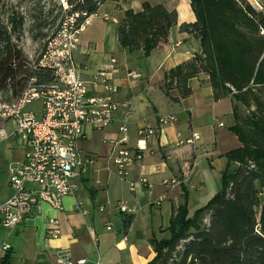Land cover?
Segmentation results:
<instances>
[{
	"label": "crops",
	"instance_id": "crops-1",
	"mask_svg": "<svg viewBox=\"0 0 264 264\" xmlns=\"http://www.w3.org/2000/svg\"><path fill=\"white\" fill-rule=\"evenodd\" d=\"M116 1L104 2L89 17L90 24L103 10L113 11L115 27L97 21L95 32L80 38L81 53L77 51L76 56L85 79L91 80L102 69L109 78L107 83L117 87L116 93L109 94L119 105L117 119L105 129H89L80 141L79 147L91 163L76 180L74 192L63 198L61 210L42 202L25 221L0 231V244L11 245L1 251V263L58 264V251L68 250L75 263L85 259L84 264H147L155 256L151 240L170 236L167 228L184 197L188 198L189 214L204 206L221 189V175L228 165L226 154L241 146L229 130L237 101L215 90L208 76L188 79L192 93L185 98L177 88L165 89L167 74L189 62L199 46L192 33L180 32L182 23L196 21L192 0H129L117 9ZM146 1L178 12L169 42L149 55L142 49L129 52L122 48L117 31L125 10H140ZM92 88L105 91L104 85ZM166 114H173L177 121L160 126L158 117ZM123 119L128 126L123 145L141 155L128 168L127 181L119 178L117 165L109 159L123 136L119 132ZM143 127L155 130L148 139L139 134ZM9 145L15 148L5 156L12 158L10 162L22 161L26 148L21 134L14 133ZM142 177L149 180L150 187L137 183L131 189L128 181ZM2 187L0 201L12 194V189L7 191L9 179ZM120 201L133 212H121L117 208ZM51 218L57 220V237L48 233Z\"/></svg>",
	"mask_w": 264,
	"mask_h": 264
},
{
	"label": "trees",
	"instance_id": "trees-1",
	"mask_svg": "<svg viewBox=\"0 0 264 264\" xmlns=\"http://www.w3.org/2000/svg\"><path fill=\"white\" fill-rule=\"evenodd\" d=\"M106 1L67 0L66 14L77 28ZM191 6L196 21L182 23L180 32L192 33L201 52L167 74L166 91L177 88L188 97V79L203 71L215 90L254 109L244 124L231 127L241 146L226 154L221 189L192 216L184 197L167 228L170 236L151 240L155 256L147 264H264V13L247 0H192ZM177 24L176 10L146 1L140 10H125L118 40L129 52L149 55L169 42ZM30 64L0 24V94L10 89L16 97L30 77L40 78Z\"/></svg>",
	"mask_w": 264,
	"mask_h": 264
},
{
	"label": "built area",
	"instance_id": "built-area-1",
	"mask_svg": "<svg viewBox=\"0 0 264 264\" xmlns=\"http://www.w3.org/2000/svg\"><path fill=\"white\" fill-rule=\"evenodd\" d=\"M255 2L260 6V0ZM79 29L65 23L57 34L48 39L37 60L31 61V69L42 76L30 77L27 86L15 99L0 101V117L13 121L15 131L21 134L26 148L22 161L10 162L7 166L12 194L0 201V231L12 229L25 221L42 202L61 210L63 198L74 192L76 180L91 163L80 149V141L86 138L89 129H105L117 119L119 105L109 96L117 92V87L107 83L109 78L104 70H98L91 80L85 79L76 61L74 51ZM111 61L115 62V59ZM94 85H104L105 91L92 88ZM34 102H40V109L28 110ZM175 120L173 114L158 117L160 126ZM127 131V120L123 119L119 126L123 136L115 143L109 156L117 165V174L122 180L127 179L128 168L135 159H141L140 153H134L129 146L123 145L127 141L124 136ZM154 131L143 127L139 134L148 139ZM194 137H197L196 133ZM138 183L150 186L145 177ZM129 185L134 189L137 183L129 181ZM117 208L121 212H133L125 201H120ZM48 224V233L57 237V220L51 218ZM10 247L9 243L1 242L0 264L1 251ZM85 262V259L73 262L68 250L57 253L58 264Z\"/></svg>",
	"mask_w": 264,
	"mask_h": 264
},
{
	"label": "rangeland",
	"instance_id": "rangeland-1",
	"mask_svg": "<svg viewBox=\"0 0 264 264\" xmlns=\"http://www.w3.org/2000/svg\"><path fill=\"white\" fill-rule=\"evenodd\" d=\"M128 1L129 0H117L116 2L118 3H115V8H123V5H125V3L127 4ZM247 1L256 11L264 13V0H260V6L257 5L255 0ZM251 2L254 5H252ZM68 8L69 5L67 3V0H0V24L8 32V34L11 36L12 40L18 45V47L21 48L27 58H29V60L33 62L36 61L37 58L40 56L41 52L45 48L48 39L57 34L62 29V26L65 23H68L70 26L76 28L75 20L73 19V17H68L66 14ZM103 13L104 10L102 12V15L99 14L96 20L99 22L105 20L106 22H108L110 28L115 27V12L107 11L106 13ZM96 20L92 24H89L90 20L88 18L79 27H77L80 29L76 33L77 44L76 49L74 51L76 61H78V54L76 56V52L78 51L79 53H81L80 38L82 39L87 36H91L90 32L93 31V29L99 27V24H97ZM86 26L88 28L86 29V31L82 32L83 28ZM260 34L264 35V29H261ZM196 52H201L199 46L197 47L196 51H194V54H196ZM194 56L195 55H193L191 60H193ZM194 64L199 69V64L196 61ZM199 74H204L209 78V75H207V73L203 71L199 72L197 75ZM28 82L29 80L27 81L26 86ZM259 91L264 100V87L261 88ZM233 92H235V90ZM16 97L13 95L12 90L9 89L6 92L0 94V101L9 102L12 99H15ZM38 109H40V102H34L28 106V110ZM253 109V106L250 108L237 101L234 106V112L232 115L233 118L231 120L229 130L231 131V127L237 123L244 124V120L251 114L250 112ZM235 114H237L238 117H236ZM175 119V121L168 124L170 125L175 123L177 121V118L175 117ZM220 125L223 124L221 123ZM13 132L16 133L15 124L13 123V121L0 117V190L3 188V183L6 186L7 182L8 185L9 176L7 173V166L10 161H12V158H8L5 155L15 148L14 146L12 147L9 145V143L13 140ZM232 133L236 135L233 131ZM123 181H127V179ZM136 183H138V181ZM147 186L150 187L149 185ZM219 187L221 188L220 184ZM10 190L11 187H8L7 191L10 192ZM194 213L192 212L189 215L192 216Z\"/></svg>",
	"mask_w": 264,
	"mask_h": 264
},
{
	"label": "bare ground",
	"instance_id": "bare-ground-1",
	"mask_svg": "<svg viewBox=\"0 0 264 264\" xmlns=\"http://www.w3.org/2000/svg\"><path fill=\"white\" fill-rule=\"evenodd\" d=\"M97 21V20H96ZM92 24V23H91ZM97 26V25H96ZM96 29V28H95ZM94 30V29H93ZM93 32H95V31H93ZM90 35V34H89ZM83 42V41H82Z\"/></svg>",
	"mask_w": 264,
	"mask_h": 264
}]
</instances>
